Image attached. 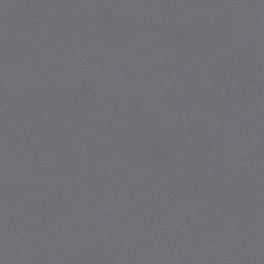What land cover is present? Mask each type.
I'll return each mask as SVG.
<instances>
[{"label": "water", "instance_id": "water-1", "mask_svg": "<svg viewBox=\"0 0 264 264\" xmlns=\"http://www.w3.org/2000/svg\"><path fill=\"white\" fill-rule=\"evenodd\" d=\"M0 264H264V0H0Z\"/></svg>", "mask_w": 264, "mask_h": 264}]
</instances>
